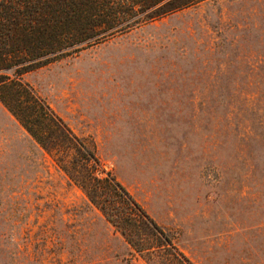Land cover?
Instances as JSON below:
<instances>
[{
	"label": "rangeland",
	"instance_id": "1",
	"mask_svg": "<svg viewBox=\"0 0 264 264\" xmlns=\"http://www.w3.org/2000/svg\"><path fill=\"white\" fill-rule=\"evenodd\" d=\"M24 79L194 264H264V0H205ZM0 264H152L1 104Z\"/></svg>",
	"mask_w": 264,
	"mask_h": 264
},
{
	"label": "trees",
	"instance_id": "2",
	"mask_svg": "<svg viewBox=\"0 0 264 264\" xmlns=\"http://www.w3.org/2000/svg\"><path fill=\"white\" fill-rule=\"evenodd\" d=\"M205 0H0V104L145 262L194 264L24 76Z\"/></svg>",
	"mask_w": 264,
	"mask_h": 264
}]
</instances>
